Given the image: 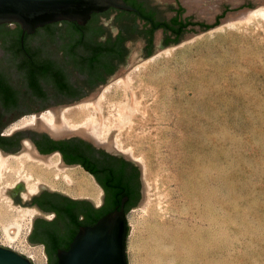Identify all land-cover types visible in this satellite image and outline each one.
I'll list each match as a JSON object with an SVG mask.
<instances>
[{"label":"rangeland","instance_id":"1","mask_svg":"<svg viewBox=\"0 0 264 264\" xmlns=\"http://www.w3.org/2000/svg\"><path fill=\"white\" fill-rule=\"evenodd\" d=\"M118 77L124 79L111 84L96 115L98 131L109 127L106 137L113 131L115 147L142 166L144 201L127 216L126 264H264V13L168 45ZM30 114L1 133L25 127L21 121ZM74 115L67 117L83 119ZM64 167L88 181L44 184L98 200L86 171ZM15 175L2 185L22 181L26 190L22 178L5 184ZM5 197L2 190V204L23 225L13 242L0 229V245L46 264L41 247L26 239L38 211Z\"/></svg>","mask_w":264,"mask_h":264},{"label":"flooded vegetation","instance_id":"2","mask_svg":"<svg viewBox=\"0 0 264 264\" xmlns=\"http://www.w3.org/2000/svg\"><path fill=\"white\" fill-rule=\"evenodd\" d=\"M148 1L125 0L134 10L108 7L92 13L85 24L71 23L72 31L67 35L62 32L63 21L46 23L23 34L19 24H0V57L7 62L6 66L0 65V136L6 137L0 148L7 152L17 151L22 139L27 137L40 153L57 151L66 164L82 168L99 189L98 200L75 198L45 187L23 197V184L16 185L9 192L14 200L21 203L22 198L28 199L22 204L37 209L38 216L31 224L28 242L41 247L46 264H57V249L68 248L80 226L92 225L102 215L121 206L127 220L142 197L141 170L132 158L96 148L80 138L54 140L43 132L16 128L12 133L3 134L1 129L25 115L19 97L23 89L26 93H36L39 101L35 109L55 108L91 92L119 65H125L128 31L133 27L127 22L129 16H134L143 28L148 29H153L155 22L165 23L173 29L185 28V21L195 23L194 19L181 17L183 5L180 0H176L178 5L170 8L173 14L165 19L157 15L161 7ZM105 14L109 22H113V27H104L101 20ZM96 16L98 20L93 19ZM168 37L174 38L175 34ZM166 40L162 39L164 45ZM152 46V40L146 36L136 55L146 57ZM17 75L24 88L16 85ZM54 242L58 247L53 253Z\"/></svg>","mask_w":264,"mask_h":264},{"label":"water","instance_id":"3","mask_svg":"<svg viewBox=\"0 0 264 264\" xmlns=\"http://www.w3.org/2000/svg\"><path fill=\"white\" fill-rule=\"evenodd\" d=\"M175 1L176 0H149L148 2L152 3V5H159L161 10L157 15L159 18L165 19L173 14L170 11V8L173 5H178V2ZM180 1L183 5V16L181 15V17H183L185 20L194 19L195 23L186 26L176 42L211 29L225 21L239 18L258 6L264 5V0ZM108 7H114L123 10H134V8L127 4L125 0H0V24H19L23 34L24 32L30 33L36 27L43 26L46 23L63 21L61 24L62 32L67 35L72 31L70 26L72 22L77 24H85L91 17L92 13L101 12L106 10ZM105 15L106 16H102L101 20L104 24V27H113V22H109L107 17L108 15ZM218 16L221 17L217 18ZM93 19L98 20V17L96 16ZM217 20L218 23L215 24ZM127 22L130 24V27H133L128 31L129 39L126 43L128 46V57L125 65H119L104 82L100 83L91 92L82 94V96L77 100L62 104L61 106L55 108H49L54 115V125L51 127L46 126L42 122V120L39 118L40 113H35L36 111L42 110L35 109L36 102L39 101L36 99V93H26V91L23 89V92L19 94V97L21 98V110L25 112V114L29 112L35 113V120L34 124L22 127L20 129L33 133L43 132L54 140L68 139L71 137L80 138L90 142L96 148H103L105 151L121 154L126 158H131L128 153H122L115 147L113 141V131L110 132L107 143L98 141L94 136L95 129L93 126L85 125L82 128L71 129L64 125L59 116L60 108L75 104L80 101L95 98L100 94L102 87H104V85L110 80L114 79L118 75L123 74L129 67L144 59L145 57L142 58L141 55L136 54H138V51L141 50L142 43L146 36H148L154 44L148 55L159 51L168 45L176 43L170 42L165 45L163 44V38L168 39V35H173L172 32L168 31L164 27H158L155 29L143 28L142 23H138L134 16H129ZM198 22L210 25V27L200 25ZM1 53L2 51L0 50V54ZM0 65H7V62L3 60L2 57H0ZM16 81L17 86L24 88V83H22L19 75H17ZM48 99H50V97ZM25 140L30 143L31 148L24 147ZM24 150L30 152L34 157L39 158L43 162L49 165L51 164L47 160L50 153H40L34 143L27 137L22 139L21 145L17 151L7 152L0 148V152L3 154H17ZM133 161L136 162L135 159H133ZM136 163L139 165L140 170H142L140 163ZM73 165L75 164H66L62 160L61 156L60 161L57 164L60 169L64 168V166L71 167ZM18 184H23V182H18L13 187ZM13 187L4 188L5 192L9 196V192L13 189ZM38 187H45L50 191L63 193L58 190L49 189L44 183H39ZM145 187L146 186L142 180V197L138 205H141L144 201ZM22 192L23 194L26 193L27 197L30 196L24 188L22 189ZM10 200L13 205L20 204L22 207H29L22 204L27 202L28 199L22 198L20 203L19 200H14L10 196ZM32 208L35 209L34 207ZM37 216L38 215L34 214L32 217V222ZM127 234L128 226L126 215L123 211V207L121 206L119 209L115 208L102 215L92 225L80 226L72 240L69 242L68 248L57 249V264H126L125 241ZM26 239L28 240V235L26 236ZM30 245L33 244L30 243ZM0 264L34 263L28 256L0 245Z\"/></svg>","mask_w":264,"mask_h":264},{"label":"bare ground","instance_id":"4","mask_svg":"<svg viewBox=\"0 0 264 264\" xmlns=\"http://www.w3.org/2000/svg\"><path fill=\"white\" fill-rule=\"evenodd\" d=\"M257 12L264 13V6L258 7L239 18L225 21L224 24L233 25L236 23V21L249 19L252 15L256 14ZM167 49L168 48H165V50ZM122 79L124 78L118 77V78H115L110 83L106 84L104 87H102L100 94L96 96L95 98L80 101V102H77V104L60 108L59 116L62 122L64 123V125L71 129L82 128L85 125L93 126V128L95 129L94 136L97 138V140L107 143L108 138L106 137V131H108L109 127L107 128L103 126V131L105 132L103 131L100 132L101 129L98 131L99 129L98 126H100V124L98 123V118L96 114L100 113L102 110L101 102L104 98L105 92L108 91V88L111 86L112 83L122 81ZM72 108L73 110L71 112L70 109ZM71 113L76 114L74 116H77V117L82 116L83 119L80 121H76V122L70 121L67 115ZM122 114L123 113L121 110L120 119L124 120V117ZM39 118L48 127H51L52 125H54V115L51 110H46L42 113L40 112ZM34 120H35V114H30L28 117L23 118V120L21 121V124L23 126L31 125V124H34ZM17 126L18 125L13 126L12 129L17 128ZM24 147L31 148V145L29 142L25 140ZM117 148L120 151H123L122 153H125V151L128 153V151L123 148H119V147ZM58 155L59 153L57 152H54L48 155L47 160L51 163L49 165L43 162L42 160H40L39 158L34 157L30 152L26 150H24L22 154L20 155L3 154L2 152H0V193L2 190H4V188H6L5 185H2V179L3 177H6L7 174H10V175L16 174V175L15 177H12L11 182H6L5 184H8V183L12 184L18 178H22L26 182L27 193L35 192L38 187V184L42 182L46 183V185L48 184L49 187L54 186V182H52L53 179L63 180V181L68 182L76 178V183H80L82 182V180L86 182L88 181L86 178H84V176L80 173V170H78L77 168H65L64 167L60 169L57 166V164L60 161V157ZM48 176H52V179H48ZM26 195L27 194L24 193V196ZM6 198L7 197H5V199ZM2 201H3V198H0V229H1L2 236L4 237V239L7 242H13L19 237L23 224L21 223L18 216H16V214L13 213L11 206L5 207L2 204ZM7 201L9 205H11L10 200L8 198H7ZM29 211L31 212V210ZM149 231H151V233H155L156 229L151 227Z\"/></svg>","mask_w":264,"mask_h":264},{"label":"trees","instance_id":"5","mask_svg":"<svg viewBox=\"0 0 264 264\" xmlns=\"http://www.w3.org/2000/svg\"><path fill=\"white\" fill-rule=\"evenodd\" d=\"M219 17H221V16H218L217 18H219ZM173 21L176 22V20H173ZM217 23H218V20L216 21L215 24H217ZM72 24H76V23L72 22ZM190 24H194V23H192L190 21H185L184 22V26H187V25H190ZM200 25H203V26H206V27H210V25H206L204 23H200ZM152 26H153V29L158 28V27H164L165 29L170 30L173 34H175L174 38H168L164 43L176 42V40L178 39V37L180 36V34L182 33V31L184 29V27H178L176 29L175 28L173 29V28L169 27L167 24L162 23V22H155ZM96 58H97V56H96ZM48 139L52 140L50 138H48ZM5 141H6V137L0 136V143H4ZM74 219L75 218L73 217L72 220H74ZM54 244H55V242H54ZM57 247H58L57 244H55L54 249H53V253H54L55 249H57Z\"/></svg>","mask_w":264,"mask_h":264}]
</instances>
